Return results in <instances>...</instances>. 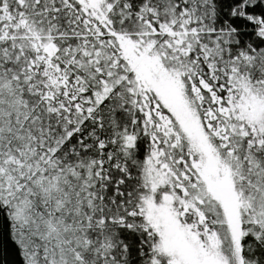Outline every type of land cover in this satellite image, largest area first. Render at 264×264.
<instances>
[{
    "label": "snow or ice",
    "instance_id": "snow-or-ice-1",
    "mask_svg": "<svg viewBox=\"0 0 264 264\" xmlns=\"http://www.w3.org/2000/svg\"><path fill=\"white\" fill-rule=\"evenodd\" d=\"M0 264H264V0H0Z\"/></svg>",
    "mask_w": 264,
    "mask_h": 264
},
{
    "label": "trees",
    "instance_id": "trees-1",
    "mask_svg": "<svg viewBox=\"0 0 264 264\" xmlns=\"http://www.w3.org/2000/svg\"><path fill=\"white\" fill-rule=\"evenodd\" d=\"M13 250L11 249V247L9 246V252L11 253ZM9 258H11V256L9 257Z\"/></svg>",
    "mask_w": 264,
    "mask_h": 264
}]
</instances>
